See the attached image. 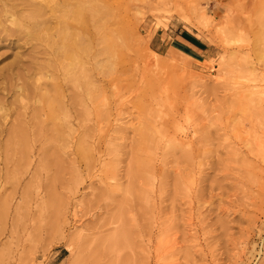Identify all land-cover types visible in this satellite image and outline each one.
<instances>
[{
  "label": "rangeland",
  "instance_id": "obj_1",
  "mask_svg": "<svg viewBox=\"0 0 264 264\" xmlns=\"http://www.w3.org/2000/svg\"><path fill=\"white\" fill-rule=\"evenodd\" d=\"M13 3L44 25L0 39V264H264V0Z\"/></svg>",
  "mask_w": 264,
  "mask_h": 264
},
{
  "label": "bare ground",
  "instance_id": "obj_2",
  "mask_svg": "<svg viewBox=\"0 0 264 264\" xmlns=\"http://www.w3.org/2000/svg\"><path fill=\"white\" fill-rule=\"evenodd\" d=\"M16 2H17V0H15ZM23 1V0H22ZM28 1V4H29V6H30V8H31V6H32V0H27ZM10 2V3H9ZM27 4V5H28ZM7 5H9L8 7H7ZM24 5V4H23ZM38 5H39V8H40V11H38L39 12V14H41V12H42V10H41V8H44L43 6H42V4L41 3H38ZM67 5V4H66ZM26 6V5H25ZM64 6V5H63ZM7 7V8H6ZM19 7V5H17V4H14L13 3V0H6V2H5V5H4V7H3V10L2 11H0V18L3 16V14H4V22H0V39H4V38H6V37H8V36H10V37H15V40H16V38L18 39L17 41H21L22 39H24L26 42H28L29 41V38H30V34H32V30H34V29H37V25H39V24H42L43 23V21H39L38 20V18L37 17H35V16H32L31 14H29L27 17L26 16H24L23 14H19L18 15V13H20V11L17 9ZM27 7V6H26ZM28 8V7H27ZM67 8V7H66ZM22 9V8H21ZM46 9V8H45ZM45 11V10H44ZM56 13V12H55ZM38 14V15H39ZM82 17V16H81ZM81 19V18H80ZM61 22V21H60ZM65 24H67V22L66 21H63ZM79 22V21H78ZM77 23V22H76ZM9 24V25H8ZM43 25H44V23H43ZM65 26V25H64ZM67 26L69 27L70 25H69V23L67 24ZM48 28V27H47ZM47 28H45V29H47ZM64 28V27H63ZM65 28H66V26H65ZM59 29V28H58ZM67 29V28H66ZM65 31V30H64ZM41 35V34H40ZM9 37V38H10ZM8 38V39H9ZM42 38V37H41ZM65 38V37H64ZM64 38H62V39H64ZM7 39V38H6ZM7 39V40H8ZM14 40V41H15ZM16 41V42H17ZM25 42V43H26ZM49 42H50V40H49ZM48 42V43H49ZM55 43V42H54ZM53 43V44H54ZM61 43H62V40H61ZM66 43V42H65ZM75 43V42H74ZM57 44H58V46H57ZM55 46H57V47H59L60 45H59V43H57ZM63 44V46H64V43H62ZM50 46H51V44H50ZM77 46V45H76ZM51 47H53V46H51ZM50 47V48H51ZM57 47H55V48H57ZM62 46H60V48H61ZM65 47V46H64ZM66 47H67V45H66ZM59 48V49H60ZM67 48H69V47H67ZM54 49V48H53ZM58 49V50H59ZM55 50V49H54ZM57 50V49H56ZM55 50V51H56ZM53 51V50H52ZM47 52H49V51H47ZM67 52V51H66ZM64 53L65 54V59L66 58H68V59H70V62H69V64H66L65 65V67H64V70L66 71V73L70 76V78H71V80H75V81H79V79H80V76L79 75H77V72L79 71V61L77 60V57L74 55V54H71V53ZM74 52V51H73ZM42 53L44 54V50H42ZM50 53V52H49ZM48 54V53H47ZM53 54V53H52ZM58 54H59V52H58ZM64 54H61V56H63ZM77 55H78V53H76ZM37 55V54H36ZM38 55H41V53L40 54H38ZM45 55H46V53H45ZM51 55V54H50ZM32 56L33 55H31L29 58H30V62H29V64L28 65H26V66H24V65H19L18 67H17V75H14V74H9L8 75V77H5V78H3L4 80H5V83H2L1 85H2V88H3V90H6L7 92H12V93H16V91L15 90H17L18 92H20L21 94L22 93H26L27 91L25 90L26 88V86H23L22 88H18V85H17V83H15V84H12L11 83V81L12 80H14V79H16V78H18L19 80L21 79V77H22V74H23V76H25L27 73H28V71L30 72V70L32 69V66L33 65H35V62L36 61H34L33 62V60H34V58L32 59ZM49 56V55H48ZM52 56V55H51ZM35 58H37V57H35ZM47 58V57H46ZM52 58H53V56H52ZM57 58V57H56ZM36 60V59H35ZM58 60H61V59H55V61H58ZM72 60V61H71ZM50 61H52V59L50 60ZM50 61H49V63H50ZM81 62V61H80ZM59 63V62H58ZM49 65H51V64H49ZM47 66V65H46ZM53 66V65H52ZM40 67V66H39ZM39 69V68H38ZM44 69V68H43ZM21 70V72H22V74L20 75L18 72ZM54 70V69H53ZM31 73V72H30ZM61 73V72H60ZM65 77V76H64ZM63 77V78H64ZM60 78V77H59ZM63 78H62V80H63ZM69 78V77H68ZM83 79V78H82ZM31 80V79H30ZM66 80V79H65ZM59 81V80H58ZM81 81V80H80ZM66 82V81H65ZM14 83V82H13ZM54 83H56V82H54ZM84 83V82H83ZM29 84V83H28ZM62 84V83H61ZM67 84V83H66ZM65 84V85H66ZM80 84H81V82H80ZM24 85H27V83H24ZM57 85V84H56ZM59 85V84H58ZM84 85V84H83ZM28 86V85H27ZM31 87V86H30ZM54 88V87H53ZM29 89V86H28V88H27V90ZM55 89V88H54ZM63 89V88H62ZM61 89V90H62ZM59 91V90H58ZM30 92V91H29ZM50 92V91H49ZM56 90H55V94H56ZM60 92V91H59ZM61 93V92H60ZM9 94V93H8ZM7 94V95H8ZM31 94V93H30ZM63 94V93H62ZM57 95H58V93H57ZM56 95V96H57ZM24 96V95H23ZM54 96V95H53ZM74 96V95H73ZM61 97H64V95L63 96H61ZM60 97V98H61ZM76 97V96H75ZM24 98V97H23ZM56 98V97H55ZM31 99V98H30ZM38 99V98H37ZM57 99V98H56ZM59 99V98H58ZM57 99V100H58ZM41 100V99H40ZM51 100H52V98H51ZM50 100V101H51ZM62 100V99H61ZM67 100V99H66ZM69 100H70V98H69ZM75 101V100H74ZM60 102V101H59ZM61 103V102H60ZM65 103V102H64ZM64 103H63V105H64ZM50 104V103H49ZM54 104V103H53ZM59 104V103H58ZM66 104V103H65ZM70 104H72L71 102H70ZM78 104V103H77ZM80 104V103H79ZM47 105V104H46ZM55 105V104H54ZM68 105V104H67ZM75 106H77L76 104H75ZM65 107H67V106H65ZM80 107V106H79ZM78 107V108H79ZM58 108V107H57ZM69 108H71L70 106H69ZM1 109H2V103L0 102V111H1ZM30 109V108H29ZM46 109V108H45ZM54 109V108H53ZM59 109H61V108H59ZM25 110V109H24ZM58 110V109H57ZM93 110H95V109H93ZM16 111V110H15ZM45 112H46V110H45ZM6 113V112H5ZM52 113V112H51ZM78 113V112H77ZM15 114V113H14ZM17 114V113H16ZM32 114V113H31ZM11 115V114H10ZM50 115V114H49ZM4 116V114H2V116H0V120H1V118ZM39 116V115H38ZM42 116V115H41ZM31 117H33V114H32V116ZM35 117V116H34ZM78 117V116H77ZM39 118V117H38ZM37 118V119H38ZM14 119V118H13ZM26 119V118H25ZM32 119V118H31ZM41 119V118H40ZM39 119V120H40ZM17 120V119H16ZM21 120V119H20ZM33 120V119H32ZM32 120H29L30 122H31V124H35V123H37V122H35V123H32ZM35 120H36V117H35ZM14 121V120H13ZM19 123H20V121H19ZM26 123V122H25ZM1 124H2V122H1ZM23 124H24V122H23ZM27 124H29V123H27ZM39 124V123H38ZM41 125V124H40ZM58 126V125H57ZM82 126V125H81ZM31 128H32V126H31ZM36 128H37V125H36ZM35 128V129H36ZM40 127H38V129H39ZM25 129V128H24ZM27 129V128H26ZM29 129V128H28ZM43 129V128H42ZM62 129V128H61ZM6 131V130H5ZM37 131V130H36ZM36 131H35V133H36ZM40 131V130H39ZM4 131H1L0 130V135H2V133H3ZM44 132V131H43ZM17 133H20V134H22V130H21V126L19 125V124H16V125H14L13 126V128H11V131H10V133H8L10 136L11 135H13V134H17ZM34 133V134H35ZM40 133V132H39ZM19 134V135H20ZM5 135V134H4ZM8 135V136H9ZM7 136V135H6ZM10 138V137H9ZM15 138V137H14ZM20 138V137H19ZM169 138V137H168ZM6 139V138H5ZM17 139V138H16ZM26 140V139H25ZM38 141V140H37ZM49 141V140H48ZM24 142H26V141H24ZM10 143H12V145H13V142H10ZM5 144H7V143H5ZM26 144V143H25ZM28 144V143H27ZM10 145V144H9ZM11 146V145H10ZM19 146H21V145H19ZM25 146V145H24ZM11 148V147H10ZM27 149V148H26ZM52 149V148H51ZM22 150H25V149H23L22 148ZM18 151H20V148H19V150ZM27 151H28V149H27ZM4 153V152H3ZM12 153H13V151H12ZM16 153H17V151H16ZM27 153V152H26ZM6 154V153H5ZM13 156V155H12ZM18 158V157H17ZM12 161V160H11ZM16 162H18V161H16ZM7 167V166H6ZM7 203V202H6Z\"/></svg>",
  "mask_w": 264,
  "mask_h": 264
},
{
  "label": "crops",
  "instance_id": "obj_3",
  "mask_svg": "<svg viewBox=\"0 0 264 264\" xmlns=\"http://www.w3.org/2000/svg\"><path fill=\"white\" fill-rule=\"evenodd\" d=\"M179 43L181 44L182 51H185L187 54H189L191 57L192 55L199 54L200 49L197 48L194 44L190 43L189 41L183 39L182 37H179Z\"/></svg>",
  "mask_w": 264,
  "mask_h": 264
},
{
  "label": "trees",
  "instance_id": "obj_4",
  "mask_svg": "<svg viewBox=\"0 0 264 264\" xmlns=\"http://www.w3.org/2000/svg\"><path fill=\"white\" fill-rule=\"evenodd\" d=\"M181 37L183 38V39H185V40H187V41H189V42H191V43H193V44H197V42L193 39V38H191L190 36H188L187 34H185V33H182L181 34ZM183 50V49H182Z\"/></svg>",
  "mask_w": 264,
  "mask_h": 264
}]
</instances>
